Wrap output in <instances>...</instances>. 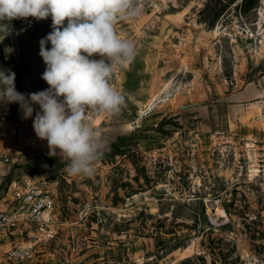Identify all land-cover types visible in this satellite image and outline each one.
<instances>
[{
	"label": "rangeland",
	"instance_id": "374dc122",
	"mask_svg": "<svg viewBox=\"0 0 264 264\" xmlns=\"http://www.w3.org/2000/svg\"><path fill=\"white\" fill-rule=\"evenodd\" d=\"M241 3L139 0L142 14L118 22L137 55L111 81L126 107L89 113L103 155L116 146L91 177L49 155L33 129L38 105L23 119L18 103H0V152L57 201L58 237L38 264H264V0ZM8 31L0 70L20 93L47 89L39 41L51 17L13 19Z\"/></svg>",
	"mask_w": 264,
	"mask_h": 264
},
{
	"label": "clouds",
	"instance_id": "9594fccd",
	"mask_svg": "<svg viewBox=\"0 0 264 264\" xmlns=\"http://www.w3.org/2000/svg\"><path fill=\"white\" fill-rule=\"evenodd\" d=\"M141 14L139 0H0L3 38L13 19H52V31L39 41L46 65L41 78L49 87L20 93L15 73L0 70V103H18L23 119L39 106L34 132L47 141L50 156L66 163L69 176L91 177L106 149L89 113L113 116L126 107L125 94L111 81L137 52L134 42L118 33L117 24Z\"/></svg>",
	"mask_w": 264,
	"mask_h": 264
},
{
	"label": "built area",
	"instance_id": "2783aa9c",
	"mask_svg": "<svg viewBox=\"0 0 264 264\" xmlns=\"http://www.w3.org/2000/svg\"><path fill=\"white\" fill-rule=\"evenodd\" d=\"M0 158L10 161L5 151L0 152ZM0 198V245L7 247H0V260L7 264L42 263L43 249L58 237L54 191L46 182L14 180L6 186L5 192L2 191ZM14 233L19 236L13 238ZM6 236L11 238V244Z\"/></svg>",
	"mask_w": 264,
	"mask_h": 264
},
{
	"label": "crops",
	"instance_id": "0c3cea01",
	"mask_svg": "<svg viewBox=\"0 0 264 264\" xmlns=\"http://www.w3.org/2000/svg\"><path fill=\"white\" fill-rule=\"evenodd\" d=\"M12 166V163H10L9 161L5 162L3 159L0 158V197L2 196V191L5 192L6 186L9 184L5 183V181L10 173H12L13 177L11 181H19L18 179L21 177L28 178L32 176V170L30 171L29 168H13ZM1 201H3V199Z\"/></svg>",
	"mask_w": 264,
	"mask_h": 264
},
{
	"label": "trees",
	"instance_id": "16d2710c",
	"mask_svg": "<svg viewBox=\"0 0 264 264\" xmlns=\"http://www.w3.org/2000/svg\"><path fill=\"white\" fill-rule=\"evenodd\" d=\"M235 0H230V2H234ZM258 0H242V3L240 5L241 7V10L247 12L249 10H251L253 7H254V3H257ZM225 8H223L222 10H220L219 12L216 13L215 15V19H219V17L222 15L223 11H224ZM116 154V146H113V149L110 153H107L105 155H103V157L105 159H109V160H112L113 157L115 156Z\"/></svg>",
	"mask_w": 264,
	"mask_h": 264
},
{
	"label": "bare ground",
	"instance_id": "6f19581e",
	"mask_svg": "<svg viewBox=\"0 0 264 264\" xmlns=\"http://www.w3.org/2000/svg\"><path fill=\"white\" fill-rule=\"evenodd\" d=\"M218 32H219V31H218V30H216V31H215V33H214V32H212V33H214V34H215V36H216V35H218V34H219ZM151 101H153V98L151 99ZM152 103H153V102H152ZM256 174H257V173H256ZM216 211H217V212H220V211H221V207H220V206H218V208L216 209Z\"/></svg>",
	"mask_w": 264,
	"mask_h": 264
}]
</instances>
